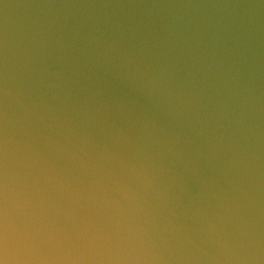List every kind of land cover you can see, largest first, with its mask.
<instances>
[{
  "label": "water",
  "instance_id": "water-1",
  "mask_svg": "<svg viewBox=\"0 0 264 264\" xmlns=\"http://www.w3.org/2000/svg\"><path fill=\"white\" fill-rule=\"evenodd\" d=\"M0 264H264V0H0Z\"/></svg>",
  "mask_w": 264,
  "mask_h": 264
},
{
  "label": "clouds",
  "instance_id": "clouds-1",
  "mask_svg": "<svg viewBox=\"0 0 264 264\" xmlns=\"http://www.w3.org/2000/svg\"><path fill=\"white\" fill-rule=\"evenodd\" d=\"M34 239L32 227L28 224L23 227L17 233V240L22 245L29 244Z\"/></svg>",
  "mask_w": 264,
  "mask_h": 264
}]
</instances>
